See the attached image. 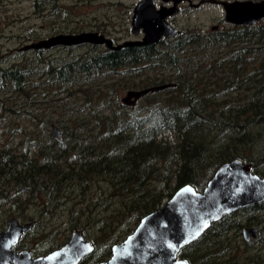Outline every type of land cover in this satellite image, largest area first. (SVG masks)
Returning <instances> with one entry per match:
<instances>
[{
	"label": "trees",
	"instance_id": "16d2710c",
	"mask_svg": "<svg viewBox=\"0 0 264 264\" xmlns=\"http://www.w3.org/2000/svg\"><path fill=\"white\" fill-rule=\"evenodd\" d=\"M36 1L37 10L53 3ZM67 30L52 34L80 29ZM16 39L21 44L23 35ZM13 50L0 52V126L8 134L0 142L3 221L31 218L38 207L37 218H63L68 232L91 238L95 254L122 242L177 189L201 191L226 162L239 160L264 178L263 27L187 31L158 46L88 49L60 60ZM165 84L130 106L121 102L123 92ZM260 214L264 202L241 209L243 225L222 217L177 258L264 263L251 251L257 240L240 234Z\"/></svg>",
	"mask_w": 264,
	"mask_h": 264
},
{
	"label": "water",
	"instance_id": "95a60500",
	"mask_svg": "<svg viewBox=\"0 0 264 264\" xmlns=\"http://www.w3.org/2000/svg\"><path fill=\"white\" fill-rule=\"evenodd\" d=\"M225 20L237 25H252L264 17V7L250 3H223ZM140 7L135 8L132 17V33L142 27L137 17ZM159 13H156L158 15ZM143 38L138 42H124L113 45L109 39L96 33L57 34L30 43L22 50H49L56 47L100 45L108 50L122 47L150 46L162 38L178 34L164 22L157 28H143ZM165 84L138 91H127L121 102L132 103L148 93L170 87ZM52 134L59 139V131L53 125ZM264 202V178L253 174L251 167L239 160H232L219 166L201 191L189 185L177 189L169 199L155 211L140 219L137 226L121 243L111 247L110 258L99 264H187L177 258L180 249L197 240L210 226L222 217L245 207ZM33 222L20 224L10 218L6 228L0 231V264H77L92 252V244L85 240L81 231L71 232L68 241L59 249L43 257L31 258L27 249L15 251L13 247L21 235L30 231ZM256 236L255 229H243L242 238L248 242Z\"/></svg>",
	"mask_w": 264,
	"mask_h": 264
},
{
	"label": "rangeland",
	"instance_id": "374dc122",
	"mask_svg": "<svg viewBox=\"0 0 264 264\" xmlns=\"http://www.w3.org/2000/svg\"><path fill=\"white\" fill-rule=\"evenodd\" d=\"M45 1L46 0H37L35 3H44ZM52 1L53 3H44L40 5L39 10L34 7L33 0H4L3 6L0 3V52L3 54H8L10 51H15L13 49H18L24 45L43 40L47 37H50V35L52 36L53 30L56 29L60 31L65 28H68V30L81 29V26L91 25L93 20H96L97 22H103V20H105L107 22L109 17V11L104 7V2L106 0ZM112 16L116 17L114 10L112 11ZM206 27L207 25L205 28ZM190 30L194 31V29L191 28ZM80 31L82 30H78L77 32ZM18 35H23V42L21 44L17 43L16 36ZM113 39L116 40L115 38ZM88 49L89 48H86V46L81 48L71 47V49L68 50L62 48H53L46 51L44 50V56L46 59L60 60L71 56L76 57L86 53ZM124 96L125 92H123L120 97L123 98ZM38 107L44 108L45 106H35V108ZM59 116L60 112H57V114L51 115V118L56 119ZM3 138L5 140L8 139V134L3 135L0 126V142ZM33 201L39 203L40 199H34ZM165 202L166 200L163 201V204ZM38 209V207L36 208L32 206L30 211L27 213V216L31 218H23L18 220L20 224L33 221L36 226L34 224L30 231L19 239V241L13 247L15 251L27 249L36 255H41L43 253L49 252V249L54 250L60 246H63L68 241L70 232L65 229V226H61V224L64 222V219L47 217L37 218ZM260 215L261 217L259 218L263 219L264 214ZM237 219L240 220V224L243 225L245 221L244 218L237 217ZM8 220L9 219L3 221V217L0 216V231L6 228ZM83 237L85 240L90 242L91 238L85 235ZM240 239L241 238H237L238 241H240ZM263 241H259L254 244L257 254L261 256H263L262 253L264 251ZM98 252L101 258L100 262L105 260L107 261V259L110 258V251L107 253L104 248H99Z\"/></svg>",
	"mask_w": 264,
	"mask_h": 264
},
{
	"label": "flooded vegetation",
	"instance_id": "af4514ba",
	"mask_svg": "<svg viewBox=\"0 0 264 264\" xmlns=\"http://www.w3.org/2000/svg\"><path fill=\"white\" fill-rule=\"evenodd\" d=\"M90 1V0H89ZM223 3H250L251 5H261L264 7V0H106L104 7L109 11V17L107 22H97L96 18H93V23L89 26H81L82 31L77 32H89L101 35L106 39H109L113 45H120L124 42H138L143 38V28H157L159 22L166 23L172 29L178 31V34L171 38H162L157 43L150 46H158L165 42L173 41L176 37H180L183 33L194 29L195 32H199L201 35H210L211 33L229 32L232 30H242L244 28H264V17L256 21L252 25H237L229 23L225 20V12ZM140 7V14L137 17L138 22H141L142 27H137V33L133 34L132 17L135 8ZM115 11L116 17L112 16V11ZM156 13H159L156 15ZM207 27L205 28V26ZM109 28V29H108ZM68 33V34H77ZM114 36V37H113ZM115 38L116 40H114ZM120 39V41H119ZM86 46L91 50L106 49L103 45H80L72 48H81ZM141 47V46H135ZM61 48V47H56ZM46 51V50H45ZM240 212L236 211L232 214L233 219L237 217L241 218ZM248 227H243L240 230L242 237L243 229H255L256 236L250 238V240H257L255 242L264 240V218H250L248 219ZM263 238V239H262ZM264 242V241H263ZM61 247V246H60ZM59 247V248H60ZM57 248V249H59ZM54 249V250H57ZM36 255L30 251L31 258L43 257L50 252ZM94 250V249H93ZM91 253L83 256L77 264H99L104 261L91 262L90 260L99 255V252ZM20 251V250H17ZM107 251V250H106ZM110 251V250H109ZM252 254L261 257L257 254L255 247L252 248ZM108 253V251H107ZM111 255V252H109ZM110 257V256H109ZM258 257V259H260ZM101 259V258H100ZM109 259V258H108ZM107 259V260H108ZM106 261V260H105ZM264 264V263H258Z\"/></svg>",
	"mask_w": 264,
	"mask_h": 264
}]
</instances>
